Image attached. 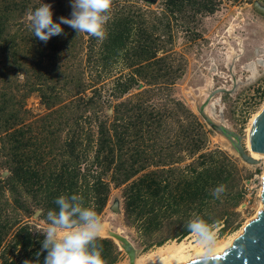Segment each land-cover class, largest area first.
<instances>
[{
    "label": "trees",
    "instance_id": "trees-1",
    "mask_svg": "<svg viewBox=\"0 0 264 264\" xmlns=\"http://www.w3.org/2000/svg\"><path fill=\"white\" fill-rule=\"evenodd\" d=\"M14 3L18 2L0 0V56H6L0 60L4 64L0 67V156L10 172L0 177V264H24L25 260L35 264L37 259L43 264L47 255L46 251L36 255L44 239L40 230L7 215V193L15 209L31 215L34 207L40 208V218L46 221L49 210L58 211L55 200L61 195H81L84 205L101 216L113 184L124 186L123 212L129 224L148 236L169 230L156 242L158 246L191 234L185 225L195 217L223 225L225 231L244 196L237 159L223 149H208L205 124L182 101L173 98L174 106L169 107L147 96L157 87L175 84L184 71L169 55H158L164 48L161 36L169 32L164 16L149 21L140 9L120 8L107 22L101 65L107 68L121 58L131 68L115 79L113 95L120 99L145 86L116 103L112 117L91 108L95 95L77 99L85 105L82 110L81 105L73 106L77 102L73 100L57 106L59 101L39 87L49 112L27 122L28 110L22 102L26 95L17 100L14 89L6 85L8 66L15 65L16 75L23 70L28 76L26 61L41 76L44 57L57 49H46L43 41L33 37L25 45L26 60L19 59V46L13 49L5 37ZM164 4L171 14H212L220 0H164ZM95 94H101L97 88ZM187 123L196 129L197 137ZM186 159L192 160L184 164ZM220 184L227 191L216 199L211 190ZM99 243L106 264H116L121 254L117 243L108 237Z\"/></svg>",
    "mask_w": 264,
    "mask_h": 264
},
{
    "label": "rangeland",
    "instance_id": "rangeland-1",
    "mask_svg": "<svg viewBox=\"0 0 264 264\" xmlns=\"http://www.w3.org/2000/svg\"><path fill=\"white\" fill-rule=\"evenodd\" d=\"M4 3L8 0H2ZM11 1V0H10ZM13 11L7 22L5 37L9 45L19 46V59L26 60L28 48L25 46L33 40V33L29 29L28 13L42 3L52 5L53 20L59 23L61 16L71 18L70 0H15ZM255 0H220L219 8L212 14L196 13L186 11L185 13L171 14L165 10L164 0H156L154 3L148 0H113L111 15L120 8H131L136 11L140 9L147 20L164 16V23H169L168 34H162V48L158 55H169L174 65L183 66L184 71L172 86H160L152 94H147L150 101L158 104L167 103L173 107V98L195 112V98L202 92L205 97L209 95L208 90L224 87L229 91L217 93L211 100L217 119L234 131L243 136V144L249 151V131L252 119L264 107V14L254 6ZM264 5V0H260ZM64 29L62 35H55L47 43L41 42L46 49L51 47L54 52L44 57L46 66L38 76L31 65L26 64L28 76L25 71L20 70L16 75L14 67L8 66L6 71V85L14 89L13 95L16 99H23L24 109L28 110L27 122L49 112L42 101L39 87L47 89L48 97L59 101L57 106L77 101L79 97L94 96L91 108L99 110L102 114L110 117L114 114V105L120 100L127 99L137 91L142 90V84L135 88L130 94L118 99L113 95L112 87L115 79L120 75H126L131 71L125 62L119 58L107 68L101 65V41L94 40L87 34H77L68 25H61ZM95 38V37H94ZM50 50V49H48ZM9 54V52H7ZM6 59V56H0ZM11 60V59H10ZM4 64L0 62V67ZM9 65V64H8ZM29 78V80H28ZM36 88L33 87L32 85ZM17 87L19 88L17 90ZM235 87V88H234ZM96 88L101 93L95 94ZM234 88V90H232ZM232 90V91H231ZM84 103L80 100L73 106ZM202 121L201 117L199 116ZM186 122V121H185ZM205 124L207 130L206 139L209 150L220 148L233 155L240 167V189L244 196L240 204L234 208L230 216V226L222 232L219 225H215L217 234V245L220 246L229 236L242 231L246 221L252 219L261 206L262 176L264 174V159L258 164H249L243 161L237 153L229 147L220 137V134ZM187 128L196 129L187 123ZM174 141L168 142L173 145ZM186 159L184 164L191 162ZM4 157L0 156V177L6 178L9 170L5 164ZM123 187L112 184L110 199L107 208L100 216L104 225L108 228L120 229L137 249L136 264H147L153 261L158 248L157 241L169 234V230L156 231L152 236L144 235L136 226L129 224L123 212ZM10 204L7 205V215L12 220L19 219L28 221L34 229L43 231L47 222L34 213L26 214L12 205L10 193L6 194ZM119 199L121 212L111 209L113 202ZM40 208H35L36 211ZM9 239V237H8ZM187 242H196V237L191 233L184 237ZM176 239H168L164 243H170ZM120 249V247H119ZM116 264H131L129 256L123 250Z\"/></svg>",
    "mask_w": 264,
    "mask_h": 264
},
{
    "label": "clouds",
    "instance_id": "clouds-1",
    "mask_svg": "<svg viewBox=\"0 0 264 264\" xmlns=\"http://www.w3.org/2000/svg\"><path fill=\"white\" fill-rule=\"evenodd\" d=\"M70 4L71 18L61 16L59 23L53 20L51 4L42 3L30 10L28 22L33 37L47 43L51 37L64 33L61 25H68L77 34L84 33L100 41L107 38L106 24L110 20L113 0H70ZM226 191V185L220 184L211 190V194L219 199ZM55 204L58 211L47 212V226L40 231L44 239L37 257L46 251L43 264H106L99 243L105 226L98 213L86 207L83 197L78 194L61 195ZM185 227L203 245L202 256L206 257V264H212L213 257L218 255L215 225L195 217ZM24 264L34 262L25 260ZM35 264H40L39 259Z\"/></svg>",
    "mask_w": 264,
    "mask_h": 264
},
{
    "label": "water",
    "instance_id": "water-1",
    "mask_svg": "<svg viewBox=\"0 0 264 264\" xmlns=\"http://www.w3.org/2000/svg\"><path fill=\"white\" fill-rule=\"evenodd\" d=\"M148 1L154 3L156 0ZM253 6L264 14V5L260 0H255ZM234 88L232 90H234ZM225 91L229 90L224 87L211 90L208 97L197 106V112L202 121L206 122L210 128L230 141L232 150L237 153L243 161L249 164H258L260 160L250 154L248 149L244 146L243 136L227 126L222 119L214 118L207 111L212 98L217 93ZM197 100H200V96H198ZM212 111L215 115L214 109ZM249 141L250 149L254 153L257 155H264V108L260 110L252 125ZM108 178H110V175H108ZM260 196L263 203L262 209L258 212L256 217L245 224L242 233L237 237L232 247L225 250L222 254L213 257L212 264H264V176L262 178ZM111 209L114 212H121V203L119 199L113 202ZM41 212V209H37L34 213L35 217H39ZM102 237L112 238L120 249H123L127 253L130 263L136 264L137 249L132 241L121 231L109 229L108 235ZM174 264H206V257Z\"/></svg>",
    "mask_w": 264,
    "mask_h": 264
},
{
    "label": "bare ground",
    "instance_id": "bare-ground-1",
    "mask_svg": "<svg viewBox=\"0 0 264 264\" xmlns=\"http://www.w3.org/2000/svg\"><path fill=\"white\" fill-rule=\"evenodd\" d=\"M210 91L211 90L209 89L208 93ZM207 97H205V93L204 92L201 93L200 100H197L198 96H196V98H195V101H196L195 102V108H197V106H199ZM213 105L215 106V104H211L210 103L208 108H207V111H208V113H210V115H212L214 118H216V115H214V113L212 111L213 110ZM259 112H260V110H259ZM258 114L259 113H256L254 115L253 119H252V124H251L250 131H249L248 142H249V152H250V154H252L254 157H256L257 159L260 160V159H264V155H257L256 153H254L250 149V141H249L252 125H253L255 119L257 118ZM220 137L225 142L224 145L226 147H229L230 149H232L230 141L227 138H225L224 136H222V135H220ZM263 176H264V174H263ZM263 176H262V178H263ZM262 207H263V203L261 201V206L258 209V211H257V213H256V215L254 217L257 216L258 212L262 209ZM250 220H248V221H250ZM248 221H246V223ZM104 226H105V228H104V232H103L102 236L108 235V230L111 229V228H108L106 226V224ZM244 226H243V229H244ZM243 229H242V231H243ZM117 231H121V230L118 229ZM242 231H240L239 233L233 234L232 236H229L228 240H225L222 245L216 246L217 253L218 254H222L225 250H227L230 247H232V245L234 244L235 240L242 233ZM157 250H158V252L156 253L155 257L153 258V261L150 262V263H147V264L184 263V262H188V261L193 260V259L203 258L202 253L204 252V247H203V245L198 243L197 240L194 243L187 242L185 240H181V241H172L170 243H166V244L160 246Z\"/></svg>",
    "mask_w": 264,
    "mask_h": 264
}]
</instances>
